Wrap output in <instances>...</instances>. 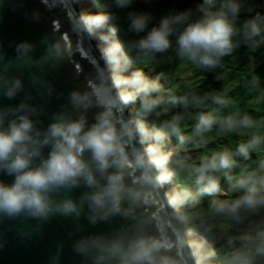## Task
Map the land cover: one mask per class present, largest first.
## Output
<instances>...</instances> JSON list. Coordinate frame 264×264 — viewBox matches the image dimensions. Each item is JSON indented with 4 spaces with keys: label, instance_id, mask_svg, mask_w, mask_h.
<instances>
[{
    "label": "clouds",
    "instance_id": "obj_1",
    "mask_svg": "<svg viewBox=\"0 0 264 264\" xmlns=\"http://www.w3.org/2000/svg\"><path fill=\"white\" fill-rule=\"evenodd\" d=\"M135 3L112 0L117 9ZM258 7L255 0H199L159 17L129 11L126 27L116 13L73 9L71 31L78 42L96 36L107 66L89 47L93 73L83 90L70 93L72 111L55 113L47 127H38L41 109L26 101L0 107V174L12 177L0 179V216H78L86 204L93 224L128 220L121 232L76 241L74 251L92 264H209L218 250L208 243L218 239L230 249L222 264H264V76L244 74L237 83L242 95L228 84L229 61L241 47L249 59L264 57ZM17 47L23 54L33 49L27 42ZM78 47L60 37L48 44V57H71ZM169 54L194 73L213 74L221 87L183 80L166 88L163 73L146 74L142 66ZM22 90L20 78L0 73L6 98ZM81 185L88 191L79 202L56 199ZM204 196L215 198L199 206ZM144 208L154 210L145 215Z\"/></svg>",
    "mask_w": 264,
    "mask_h": 264
},
{
    "label": "water",
    "instance_id": "obj_2",
    "mask_svg": "<svg viewBox=\"0 0 264 264\" xmlns=\"http://www.w3.org/2000/svg\"><path fill=\"white\" fill-rule=\"evenodd\" d=\"M73 9L80 13L74 0L64 6L53 5L52 0H47V4L42 0H0V73L23 82V90L14 99L0 93V107L25 101L37 106L41 109L38 117H34L40 121L38 127H47L57 112L72 111L70 93L83 90L86 78L93 73L89 47L100 64L107 66L91 37L78 42L71 31L69 16ZM34 12L39 13V19L32 18ZM60 37L73 47L79 43L78 50L71 57L50 59L48 44ZM24 42L33 46L27 54L18 51L17 46ZM96 111L91 109L87 113L89 122H93ZM125 115L129 117L127 109ZM0 179L10 182L12 177L0 174ZM86 191V186L81 185L61 192L56 199L71 198L79 202ZM153 210L140 211L147 215ZM88 215L85 204L78 216L53 214L46 220L25 215L0 216V264H92L90 259L74 251L76 241L91 234L121 232L130 222L116 216L93 224Z\"/></svg>",
    "mask_w": 264,
    "mask_h": 264
},
{
    "label": "rangeland",
    "instance_id": "obj_3",
    "mask_svg": "<svg viewBox=\"0 0 264 264\" xmlns=\"http://www.w3.org/2000/svg\"><path fill=\"white\" fill-rule=\"evenodd\" d=\"M264 5V0H261ZM77 9L81 13L82 7H86L85 13L95 14L97 12H113L116 13L120 17L119 23L126 27L125 17L127 16L129 11H149L152 12L155 16L159 17L160 15L167 12L168 9L172 7L182 8L187 6L188 4L199 2V0H153L151 4L145 3L144 0H136V3L127 9H117L112 6V0H104V3L108 5L105 8H97L95 4V0H74ZM123 38L132 39L130 34L123 33ZM91 39L101 53L102 44L96 36H91ZM172 56L171 59L168 56L161 58L160 62L156 65H146L144 70L147 75L155 77L156 75L163 73L164 75L161 77V83L167 88L172 84L178 83L183 80H194L199 82L204 89L214 88L218 89L221 87V82H218L214 79L213 74H206V77L198 72H193L191 68L186 64H181L177 59H175L174 54H169ZM259 64V66H257ZM229 67L231 69V77L228 81V84L236 89V93H240L242 95L241 89L237 87V83L240 78L250 72L256 71L261 76H264V57H258L256 60L249 59L246 55V49L241 47L236 54L229 61ZM234 93V94H236ZM138 103V102H137ZM137 104L129 105L127 108V112L129 117L134 115V109L137 107ZM155 119V117L150 118V120ZM176 143L175 138L172 140V144ZM220 143H228V141H220ZM235 143V138H233V144ZM171 146V145H170ZM209 147H215V145H209ZM197 153H192L195 156ZM255 160V156L253 157ZM251 164L252 162H248ZM254 166V165H253ZM222 187L226 188L227 184L224 180L221 181ZM168 187L171 188V185H165V190H168ZM215 197L204 196L201 198V205L206 206L208 202ZM222 198V197H219ZM233 231H236L233 229ZM215 247L217 251V255L209 262V264H222L224 255L230 251V249L226 246L224 239H218L215 241L214 245L212 242L208 243V247Z\"/></svg>",
    "mask_w": 264,
    "mask_h": 264
},
{
    "label": "built area",
    "instance_id": "obj_4",
    "mask_svg": "<svg viewBox=\"0 0 264 264\" xmlns=\"http://www.w3.org/2000/svg\"><path fill=\"white\" fill-rule=\"evenodd\" d=\"M255 3L259 6L257 10L264 11V5L261 0L255 1Z\"/></svg>",
    "mask_w": 264,
    "mask_h": 264
},
{
    "label": "bare ground",
    "instance_id": "obj_5",
    "mask_svg": "<svg viewBox=\"0 0 264 264\" xmlns=\"http://www.w3.org/2000/svg\"><path fill=\"white\" fill-rule=\"evenodd\" d=\"M83 9H82V11H81V13H85L86 12V10H88L86 7H82ZM168 190H170V188L168 187ZM167 190V191H168Z\"/></svg>",
    "mask_w": 264,
    "mask_h": 264
},
{
    "label": "trees",
    "instance_id": "obj_6",
    "mask_svg": "<svg viewBox=\"0 0 264 264\" xmlns=\"http://www.w3.org/2000/svg\"><path fill=\"white\" fill-rule=\"evenodd\" d=\"M255 1H259V0H255Z\"/></svg>",
    "mask_w": 264,
    "mask_h": 264
}]
</instances>
